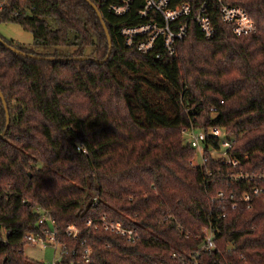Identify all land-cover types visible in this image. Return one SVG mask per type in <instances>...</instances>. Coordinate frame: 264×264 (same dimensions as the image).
I'll use <instances>...</instances> for the list:
<instances>
[{
  "label": "trees",
  "instance_id": "obj_1",
  "mask_svg": "<svg viewBox=\"0 0 264 264\" xmlns=\"http://www.w3.org/2000/svg\"><path fill=\"white\" fill-rule=\"evenodd\" d=\"M90 1L112 41L106 62L36 60L0 43L7 107L0 98V134L10 116L0 138V264H44L23 252L32 244L26 235L41 230L37 207L67 246L64 263H79L89 247L92 264H264V0H230L248 12L256 33L235 36L210 2L213 37L189 20L176 53L159 58L125 45L121 27L142 22L134 9L117 16L108 8L117 0ZM203 1L172 5L189 4L194 14ZM2 23L32 34L30 47L0 35L27 54L102 61L109 51L86 0H0ZM191 126L223 129L240 165L215 157V138L205 142L207 162L193 165L196 152L184 135ZM254 186L263 191L248 207L243 194ZM103 217L138 238L87 224ZM70 225L77 239L65 236ZM205 228L214 229L217 248L197 255Z\"/></svg>",
  "mask_w": 264,
  "mask_h": 264
},
{
  "label": "built area",
  "instance_id": "obj_2",
  "mask_svg": "<svg viewBox=\"0 0 264 264\" xmlns=\"http://www.w3.org/2000/svg\"><path fill=\"white\" fill-rule=\"evenodd\" d=\"M215 2L219 7L221 20L231 26L235 36H249L257 32L256 24L250 17L248 12L237 5H233L230 0H204L197 11L192 14V8L189 4L183 3L174 7L172 0H117L110 2L108 8L117 16H123L130 13L133 9L135 16L142 20L139 23L124 25L121 27V35L124 38L125 45L142 54L154 53L156 57H161L162 53L173 55L177 51V45L182 41L188 33V21L193 20L201 30L206 39H210L214 35V29L209 16V3ZM212 111L215 109L212 108ZM187 143L195 150L196 158H199L200 164L193 165L201 166L207 162L205 156V142L211 138L218 139L220 142L219 150H211L216 158L231 167H238L240 160L229 153L234 141L227 138L225 132L221 128H210L209 130H199L191 126L184 132ZM238 178L249 179L248 175H238ZM264 176H259L262 179ZM263 191L262 187L254 186L252 192L243 194V201L251 204L253 196ZM225 195L220 192L217 196L218 200H223ZM233 201L232 208L236 207L234 196H230ZM36 211L41 213L38 221L40 232H29L26 238L29 242L40 244L43 246H51L54 251L58 252V257L54 258L48 264H68L63 262L64 254L67 246L61 243L58 239V230L55 222L49 216L47 211L41 210L39 207ZM225 216L224 214L222 215ZM99 225L93 220H88L87 224L92 226L96 231L103 229L104 231L112 232L117 235L126 237L128 241L134 242L138 238V233L135 229H128L122 225L120 221L108 220L103 217L99 220ZM65 236L72 239H77L79 230L70 225L65 230ZM4 239V232L0 233V241ZM215 231L213 228L203 229V238L201 244L196 248V254L201 252H212L216 250ZM80 262L73 261L72 264H92L93 250L89 247L79 252ZM177 256L173 254V258Z\"/></svg>",
  "mask_w": 264,
  "mask_h": 264
},
{
  "label": "rangeland",
  "instance_id": "obj_3",
  "mask_svg": "<svg viewBox=\"0 0 264 264\" xmlns=\"http://www.w3.org/2000/svg\"><path fill=\"white\" fill-rule=\"evenodd\" d=\"M0 35L7 40L13 41L16 44L30 47L33 45L32 34L23 30L19 25L14 23L0 24ZM36 53L44 54L47 49L42 47H34ZM196 164H200L199 158L195 160ZM24 255L34 261L42 262L44 264L50 263L54 258L58 257V252L54 251L51 246H43L32 243L27 245L24 250Z\"/></svg>",
  "mask_w": 264,
  "mask_h": 264
},
{
  "label": "water",
  "instance_id": "obj_4",
  "mask_svg": "<svg viewBox=\"0 0 264 264\" xmlns=\"http://www.w3.org/2000/svg\"><path fill=\"white\" fill-rule=\"evenodd\" d=\"M86 1H87V2L93 7V9L96 11V13H97L99 19H100L101 22H102V26H103L104 31H105L106 36H107V40H108V44H109V51H108V54H107L106 58H105L104 60H102V61L95 60V59L90 58V57H81V58H78V57H73V58H56V57H43V56H37V55H33V54H27V53H24V52H22V51H20V50H18V49H16V48H14V47H12V46H9L6 42H4V40H3L1 37H0V43H1L4 47L8 48L9 50H11L12 52H14V53H16V54L22 55V56H24V57H28V58H32V59H36V60H47V61H58V62L72 61V60H93V61H95V62L98 63V64H101V63H103V62H106L107 59L109 58V56L111 55V51H112V41H111V38H110V34H109V31H108V29H107V27H106V25H105V23H104V21H103V16H102V14H101L99 8H98L95 4H93L90 0H86ZM0 98H1V100L3 101V105H4L5 110H6V112H7L6 102H5L4 96H3V94L1 93V91H0ZM9 126H10V116H9V114L7 113V114H6V126H5L4 131L0 134V138H2V137L7 133L8 129H9Z\"/></svg>",
  "mask_w": 264,
  "mask_h": 264
}]
</instances>
